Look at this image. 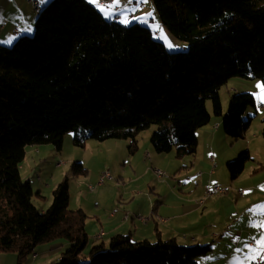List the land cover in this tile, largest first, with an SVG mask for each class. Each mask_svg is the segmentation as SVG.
<instances>
[{
    "label": "trees",
    "instance_id": "16d2710c",
    "mask_svg": "<svg viewBox=\"0 0 264 264\" xmlns=\"http://www.w3.org/2000/svg\"><path fill=\"white\" fill-rule=\"evenodd\" d=\"M159 21L181 51H169L138 22L106 19L86 0H50L38 11L33 32L0 43V253L24 264L38 245L63 239L49 264H199L211 246L175 239L133 240L129 233L86 251L87 214L70 209L64 177L44 209L20 175L27 145L62 148L86 140H127L130 154L140 131L155 125L150 143L158 153L193 156L196 132L211 115L222 116L232 140L242 138L255 108L251 92H233L222 114L219 90L232 77L264 83V0H152ZM211 104V111L208 103ZM264 140V116L260 120ZM247 149L225 163L231 180L252 160ZM74 175H85L73 162Z\"/></svg>",
    "mask_w": 264,
    "mask_h": 264
},
{
    "label": "crops",
    "instance_id": "0c3cea01",
    "mask_svg": "<svg viewBox=\"0 0 264 264\" xmlns=\"http://www.w3.org/2000/svg\"><path fill=\"white\" fill-rule=\"evenodd\" d=\"M38 1L42 8L50 0H45L44 3ZM91 4L108 20L120 23L128 21L122 24L138 22L148 26L157 37L163 33L157 28L162 23L155 15L151 0H110L108 3L95 0ZM37 13L27 0H0V43L10 45L19 36L31 34ZM15 28L19 29L18 33L14 32ZM244 80L246 79L234 81L230 86L231 92L227 90L222 95V91H219L222 114L227 111L228 99L233 92L248 90L255 96L256 105L258 102L260 106L264 105V83L261 80L245 83L247 81ZM208 109L211 111V106ZM246 115L251 116L250 111L246 110L244 117ZM253 116L256 119L251 120V124L259 123L264 116V109L258 114L255 106ZM221 122L222 116L211 115L210 121L197 130V148L193 156L177 158L169 155L173 152L158 155L149 143L138 145L132 154L128 152L134 177L137 172H150L147 166V159L150 157L152 167H162L167 173H172L173 177L161 180L156 176V181H152L151 191L136 190L120 200L107 199L98 203V190L93 195L87 194L93 197V205L71 206L86 211L88 221L85 223V231L88 238L90 236L91 245L101 242L107 244L113 235L129 233L133 240L155 241L156 238H161L175 239L179 244L188 246L209 244L211 249L198 258L199 264H251L264 248V241L261 240L264 237V140L260 126L258 130L249 127L242 138L234 141L224 133ZM27 148H30V154H41L39 147L33 145L26 146L25 154ZM243 149H247L253 159L246 162L236 179L231 180L225 163ZM143 150L145 152L142 156ZM33 161L30 162V172H25L24 176L20 172V175L29 180L38 197L45 198L40 208L44 210L52 201V191L50 196H42L40 188L43 183L37 185L34 183L35 179L32 182L28 178L36 170ZM164 161L165 165L162 164ZM106 165L104 162L99 166L98 173H102ZM22 169L23 166H20V170ZM138 179L140 178H135ZM214 183L225 187L226 192L206 195L204 187ZM96 184L103 185L99 180ZM44 185L47 186V183ZM240 189L242 194L237 193ZM125 213L128 214V219L123 218ZM99 231L104 232L101 238L96 237ZM65 243L63 239H57L38 245L29 256L28 264H49L58 260ZM15 263V254H0V264Z\"/></svg>",
    "mask_w": 264,
    "mask_h": 264
},
{
    "label": "rangeland",
    "instance_id": "374dc122",
    "mask_svg": "<svg viewBox=\"0 0 264 264\" xmlns=\"http://www.w3.org/2000/svg\"><path fill=\"white\" fill-rule=\"evenodd\" d=\"M152 7L155 15L157 16L154 4ZM157 22L159 23V21ZM160 29L163 30V33H160V35H158L160 38L157 36L154 37L158 40H161L169 51H181L187 47V42L177 39L170 32H168L164 25L160 24ZM168 44H171L172 47L169 48ZM237 80H242V78H230L227 83L224 84L219 90L222 91V95L224 94V91L229 90L231 92L230 86H232V83ZM244 81H247L245 83H251L252 81L258 82L260 80L253 79ZM241 92L249 91L243 90ZM207 103L208 106H211L210 102ZM256 107L258 110V114L264 109V105L260 106L259 102L257 103ZM246 110L250 111L251 115L255 114V108L253 107H248ZM247 116L248 115H246L244 118H247ZM254 119L256 118L254 117L252 121ZM260 126V122H254L253 124L250 123L249 127H251L253 130H258ZM155 127V125H151L149 128L140 131V133L138 134V145H141L142 143L144 145H146L147 143L151 145L149 139L151 136V132H153ZM72 140L73 132H65L63 136L62 148L59 151L55 150V148L51 144H31L33 146H38L41 154L36 155L34 152L30 154V148H27V153L25 154V157L21 163L23 169L20 170L22 176H24L23 174H25V172H30V162L34 160L33 163H35L36 170L31 173L28 178H31L32 182L35 179L34 183L36 182L37 185L43 183L40 189L41 195L45 197L48 195L50 196L52 188H54L64 177H66L69 187L70 206L68 207L70 209L80 208L71 207L76 206V204H84L85 206H87L88 204L92 203L93 205V197L88 196L87 194L91 193L93 195L98 190V203H101L103 200L107 199H111V201H114V199L120 200L121 198H124V196H128L131 192L136 190H139L141 192H144L146 190L151 191L150 187L153 186L152 181H156V170L163 171L167 175V177L160 178L161 180H165L167 178L171 179L173 177L172 173H167V171L162 167H158L156 165H153L152 167V165L150 164L151 157H148L150 160L147 159V166L150 172H137L136 176L134 177L135 174L133 173L131 166L129 165V159L131 157H129V153L126 148L128 143L124 139H107L103 141L88 139L82 147L74 145ZM144 152L145 150L141 152L142 156L144 155ZM154 153L158 155H168L166 153H158L155 150ZM169 155H173L174 157L173 153ZM184 160L186 161V158H184ZM73 162H81L83 167L87 169L86 174L74 175L72 170ZM104 162L107 163L105 169L102 173H98L99 166L104 164ZM97 164L98 167L96 168ZM162 164L165 165V161L162 162ZM153 168L154 170H152ZM106 173L108 176H110V178L105 175ZM119 175L121 177H119ZM135 178L140 179L135 180ZM97 179L99 180L100 184L103 183L102 186H97ZM44 183H47V186H45ZM33 192L32 202L38 209H40L41 206H43L45 198L38 197L35 193L36 189H34ZM82 210L86 213L84 209ZM111 214L113 215L114 212H111ZM123 218L128 219V214L125 213L123 215ZM86 221H88V215ZM89 246H91L90 236L88 239V244L85 248L86 251L89 249ZM29 256L31 257V255ZM29 256L25 259L24 264H28Z\"/></svg>",
    "mask_w": 264,
    "mask_h": 264
},
{
    "label": "built area",
    "instance_id": "2783aa9c",
    "mask_svg": "<svg viewBox=\"0 0 264 264\" xmlns=\"http://www.w3.org/2000/svg\"><path fill=\"white\" fill-rule=\"evenodd\" d=\"M28 3L33 7V9L36 8V4L37 2H39L38 0H27ZM101 3H108L110 2V0H100ZM15 28L14 32L16 31ZM148 157V155H146ZM211 160L213 161V158H211ZM157 174L159 175V178H163V177H167V175L164 172H157ZM108 178L109 176L107 175V173L105 174ZM206 195H213V194H223L226 192V188L222 187L221 185H219L218 183H214L212 185H206V190H204ZM238 194H242L243 191L240 189L237 191ZM251 264H264V248L261 250V252L259 253V255L251 262Z\"/></svg>",
    "mask_w": 264,
    "mask_h": 264
},
{
    "label": "bare ground",
    "instance_id": "6f19581e",
    "mask_svg": "<svg viewBox=\"0 0 264 264\" xmlns=\"http://www.w3.org/2000/svg\"><path fill=\"white\" fill-rule=\"evenodd\" d=\"M40 8H41V7H40V5H39V2H37L35 10H36V11H39ZM15 32L18 33V32H19V29H16ZM147 155H148V154H147ZM148 157H149V155H148ZM157 172H163V171L156 170V174H157ZM157 177L159 178V175H158V174H157ZM109 178H110V176H109ZM204 190H206V186L204 187ZM200 202H202V201H200ZM103 234H104V232H103V231H100L99 234L96 235V237H97V238H101Z\"/></svg>",
    "mask_w": 264,
    "mask_h": 264
},
{
    "label": "snow or ice",
    "instance_id": "6c2138e0",
    "mask_svg": "<svg viewBox=\"0 0 264 264\" xmlns=\"http://www.w3.org/2000/svg\"><path fill=\"white\" fill-rule=\"evenodd\" d=\"M44 2H45V0H41V3H44ZM88 2L93 3V2H95V0H88ZM109 15H112V14L109 13ZM106 18H108V17H106ZM121 22H122V23H128L127 20H124V21H121ZM157 28H158L159 31H161V32L163 31L162 29L159 28V26H157ZM30 30H31V29H28V31H30ZM9 42H10V41H9ZM168 47L171 48L172 45H171V44H168ZM258 87H260V86L258 85ZM262 226H264V225H262ZM261 240L264 241V237H262Z\"/></svg>",
    "mask_w": 264,
    "mask_h": 264
}]
</instances>
